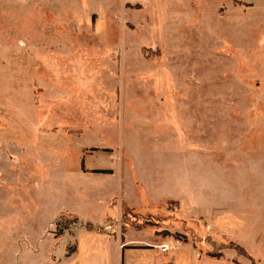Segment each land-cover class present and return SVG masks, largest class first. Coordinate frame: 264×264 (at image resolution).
Returning <instances> with one entry per match:
<instances>
[{
	"label": "rangeland",
	"instance_id": "374dc122",
	"mask_svg": "<svg viewBox=\"0 0 264 264\" xmlns=\"http://www.w3.org/2000/svg\"><path fill=\"white\" fill-rule=\"evenodd\" d=\"M96 169L118 207L72 234ZM117 239L123 264H264V0H0V264H121Z\"/></svg>",
	"mask_w": 264,
	"mask_h": 264
},
{
	"label": "crops",
	"instance_id": "0c3cea01",
	"mask_svg": "<svg viewBox=\"0 0 264 264\" xmlns=\"http://www.w3.org/2000/svg\"><path fill=\"white\" fill-rule=\"evenodd\" d=\"M110 170V172H106V173H104V172H94V173H104L105 175V177L106 178H108V179H110V180H106L105 179V188L108 190V191H111V193H109V195H108V197H107V199H106V201H105V208L102 210V212L101 213H103L104 215H102V218L99 220V222L98 221H95V222H93V221H91V220H89V219H86L84 216H83V213H82V211H81V209H80V207H70V211L69 210H66V209H64V210H66V211H61V212H59V213H68V214H73V215H76L77 216V218H78V222H79V224H77V226H71L70 227V229H71V233L73 234V231L76 229V230H78V231H80L81 232V230H83V229H86V230H88V231H95V227H96V225L98 226V225H101V224H104L107 220H108V218H111L112 219V215H110L109 213H105V211H106V209L107 208H113V207H115V208H117L118 207V205H115L114 203H113V201H117V196H118V192H117V189H121L122 190V186H123V177H122V175H118L117 174V172H112V170L111 169H109ZM83 172H86V171H83ZM86 173H88V172H86ZM115 178V180H114V183H112V179H114ZM116 188V189H115ZM179 201H180V199H178ZM160 201V200H159ZM85 202V204L87 203H89V201H84ZM119 202H120V199H119ZM118 202V203H119ZM181 202V201H180ZM155 203V202H154ZM114 204V205H113ZM89 205V204H88ZM59 213H57L56 215L58 216V214ZM56 215H55V217H56ZM111 219H109V221L111 220ZM90 223V224H92L93 226H92V228L91 229H89V228H87L84 224L85 223ZM75 228V229H74ZM98 234V233H97ZM103 234H105V233H103ZM106 235V237H108V239H112L111 237H110V235H107V234H105ZM155 238H159V237H156V236H154ZM126 238V237H125ZM134 236H131L130 237V239H132L133 241H136V243H139L140 241H142L143 240V242H146L147 240H145L144 238H134ZM126 239H129V238H126ZM139 239H141V240H139ZM117 241V243H116V245H117V248L118 249H120L121 251H120V253H121V264H123V257H124V253H125V251H127L128 249H131V248H125V247H123V246H126V244L125 243H122L121 241H119L118 239L116 240ZM126 242V241H125ZM149 243H147V244H149V246L150 245H155V246H159V245H162L163 243H161V244H153L154 242H153V239L152 240H150V241H148ZM166 245V244H165ZM78 244H75V248H74V250L71 252V253H69V254H67V255H70V254H74L77 250H78ZM123 248V249H122ZM135 248V247H134ZM136 248H138V247H136Z\"/></svg>",
	"mask_w": 264,
	"mask_h": 264
},
{
	"label": "trees",
	"instance_id": "16d2710c",
	"mask_svg": "<svg viewBox=\"0 0 264 264\" xmlns=\"http://www.w3.org/2000/svg\"><path fill=\"white\" fill-rule=\"evenodd\" d=\"M93 172H104V173H106V172H110V170L109 169H96V170H92ZM121 206H122V204H121ZM120 209L121 210H125V209H122V207H120ZM131 212L132 211H130L128 214L126 213V212H124L120 217V221H121V223L123 222V225H121V230L124 228H128L129 226H132V227H135V228H138V229H140V228H142V227H144L145 225H147V224H151V223H153V224H155L154 222H151V221H145V222H135V220H131L132 222H130V220H129V216H132V215H129V214H131ZM64 215H68L69 216V218H66V219H64L62 222H61V226L62 227H65V226H68V225H70V224H73V223H75L76 221H77V216L76 215H73V214H68V213H59L58 214V216L59 217H61V216H64ZM135 215V214H134ZM133 215V216H134ZM153 219V218H152ZM155 220V219H154ZM85 226L87 227V228H89V229H91L92 228V225L90 224V223H86L85 224ZM164 234L165 235H167L168 234V231H165L164 232ZM72 251V250H71ZM70 251V252H71ZM214 255V254H213ZM213 255H209L210 257H213Z\"/></svg>",
	"mask_w": 264,
	"mask_h": 264
},
{
	"label": "built area",
	"instance_id": "2783aa9c",
	"mask_svg": "<svg viewBox=\"0 0 264 264\" xmlns=\"http://www.w3.org/2000/svg\"><path fill=\"white\" fill-rule=\"evenodd\" d=\"M161 248H162V250H165L167 248V246L166 245H162Z\"/></svg>",
	"mask_w": 264,
	"mask_h": 264
}]
</instances>
